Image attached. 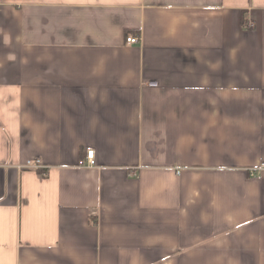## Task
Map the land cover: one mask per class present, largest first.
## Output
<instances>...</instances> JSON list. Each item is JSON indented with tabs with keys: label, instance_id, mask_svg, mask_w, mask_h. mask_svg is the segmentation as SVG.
Listing matches in <instances>:
<instances>
[{
	"label": "crops",
	"instance_id": "0c3cea01",
	"mask_svg": "<svg viewBox=\"0 0 264 264\" xmlns=\"http://www.w3.org/2000/svg\"><path fill=\"white\" fill-rule=\"evenodd\" d=\"M263 163L264 0H0V264H264Z\"/></svg>",
	"mask_w": 264,
	"mask_h": 264
},
{
	"label": "built area",
	"instance_id": "2783aa9c",
	"mask_svg": "<svg viewBox=\"0 0 264 264\" xmlns=\"http://www.w3.org/2000/svg\"><path fill=\"white\" fill-rule=\"evenodd\" d=\"M126 41L128 43L134 44V43L138 42V37L130 35V36L126 37ZM79 165H81V166H92V165H94V151L92 149L86 151L84 158L80 159ZM25 167L36 169L38 171L43 169V166L41 164L40 159H36L34 161H27L25 164ZM261 168H264V163L261 165Z\"/></svg>",
	"mask_w": 264,
	"mask_h": 264
}]
</instances>
